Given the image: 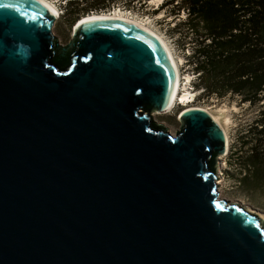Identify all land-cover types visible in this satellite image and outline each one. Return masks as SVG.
<instances>
[{
  "label": "water",
  "instance_id": "1",
  "mask_svg": "<svg viewBox=\"0 0 264 264\" xmlns=\"http://www.w3.org/2000/svg\"><path fill=\"white\" fill-rule=\"evenodd\" d=\"M37 0H0V264H264V225L219 198L225 135L188 108L150 32L77 21L62 45Z\"/></svg>",
  "mask_w": 264,
  "mask_h": 264
},
{
  "label": "trees",
  "instance_id": "2",
  "mask_svg": "<svg viewBox=\"0 0 264 264\" xmlns=\"http://www.w3.org/2000/svg\"><path fill=\"white\" fill-rule=\"evenodd\" d=\"M107 6L115 0H91L89 9ZM135 0H129L133 2ZM173 16L185 18L171 32L190 53L185 56L200 97L237 96L241 103L257 105L258 112L240 136L235 153L240 162L239 183L247 188H264V0H164ZM105 2L107 4H105ZM75 0L64 8L74 21ZM244 151V150H243Z\"/></svg>",
  "mask_w": 264,
  "mask_h": 264
},
{
  "label": "rangeland",
  "instance_id": "3",
  "mask_svg": "<svg viewBox=\"0 0 264 264\" xmlns=\"http://www.w3.org/2000/svg\"><path fill=\"white\" fill-rule=\"evenodd\" d=\"M44 1L51 4L58 12L59 16L53 22L51 33L62 45L69 41L74 25L82 16L93 13H107L113 10L124 17L143 23L163 39L177 65V94L179 96H177V100L174 101L170 110L161 113L151 112V121L162 124L173 135L178 130V115L185 109L204 108L216 116L219 123L225 129L228 138L227 152L225 155L218 157L220 162H217L215 169V176L218 179L216 183L219 198L250 208L264 219V188H247L239 183V164L241 160H237L235 155L238 151H242L243 155H245V149L239 148L241 142L240 136L244 134L247 126L256 117L258 106L241 103L237 96L230 94L222 98L203 96L197 99L199 92L192 88L194 75L185 64V56L190 53V50L187 47H182V41L180 42L178 36L171 32L175 24L185 18V13L182 10L176 16L169 13V10L177 3L176 1L167 6L163 5L164 0L157 2H149L150 0H135L133 2H129V0H115L108 3L107 6H102L103 4H100L98 1L99 6L95 11H86L85 9H89L90 7L89 2L91 0H75L76 5H74V8L76 9L77 16L74 21L71 20V15L67 14L66 8H64L67 0ZM105 4L107 3L105 2ZM183 93H187L188 97L187 99H183L184 101H179L180 95Z\"/></svg>",
  "mask_w": 264,
  "mask_h": 264
},
{
  "label": "bare ground",
  "instance_id": "4",
  "mask_svg": "<svg viewBox=\"0 0 264 264\" xmlns=\"http://www.w3.org/2000/svg\"><path fill=\"white\" fill-rule=\"evenodd\" d=\"M37 1L40 2L41 4H43L44 6H46L48 8V10L53 14V16H54L55 19L59 16L57 10L51 4L47 3L44 0H37ZM157 1H160V0H150L149 2H157ZM93 18L119 19V20H124V21L130 22V23L134 24L135 26L140 27L141 29H143V30H145L147 32H150L151 34H153L162 43L163 47L167 51L168 56L170 57V60H171L172 64L174 65V68H175V83H174V87H173V92H172V95H171V98H170V101H169L168 108L165 111L170 110L171 107L174 104V101L177 100V96H179V94H177L178 71H177V65L175 64V62H174V60L172 58V55H171V53L169 51V48L167 47L166 42L163 39H161L157 34H155L154 32H152L143 23H141V22H139V21H137L135 19H131V18L124 17L123 15H121L120 13H118L115 10H113L112 12H109V13H93V14H87L85 16H82L78 21L81 22L83 20H88V19H93ZM187 97H188V94L187 93H183V94L180 95L179 101H184L183 99H187ZM200 109L208 112L211 115V117L221 126V128H222V130L224 132V135H225L226 152H227V149H228V138H227L225 129L222 127L221 123H219L218 118L216 116L212 115L209 111H207L204 108H200ZM218 159H217V162L219 163L220 160H218ZM248 209L250 211L254 212L250 208H248ZM254 213L257 214V212H254ZM260 218L262 219V221H264V219L261 216H260Z\"/></svg>",
  "mask_w": 264,
  "mask_h": 264
},
{
  "label": "flooded vegetation",
  "instance_id": "5",
  "mask_svg": "<svg viewBox=\"0 0 264 264\" xmlns=\"http://www.w3.org/2000/svg\"><path fill=\"white\" fill-rule=\"evenodd\" d=\"M110 12H112V11H110ZM107 13H109V12H107Z\"/></svg>",
  "mask_w": 264,
  "mask_h": 264
},
{
  "label": "clouds",
  "instance_id": "6",
  "mask_svg": "<svg viewBox=\"0 0 264 264\" xmlns=\"http://www.w3.org/2000/svg\"><path fill=\"white\" fill-rule=\"evenodd\" d=\"M66 3V2H65Z\"/></svg>",
  "mask_w": 264,
  "mask_h": 264
}]
</instances>
